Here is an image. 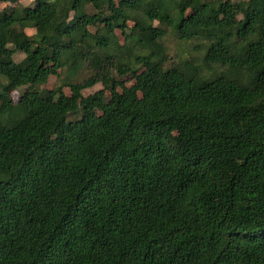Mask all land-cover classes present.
Segmentation results:
<instances>
[{
  "label": "trees",
  "instance_id": "1",
  "mask_svg": "<svg viewBox=\"0 0 264 264\" xmlns=\"http://www.w3.org/2000/svg\"><path fill=\"white\" fill-rule=\"evenodd\" d=\"M0 2V264H264V0Z\"/></svg>",
  "mask_w": 264,
  "mask_h": 264
},
{
  "label": "rangeland",
  "instance_id": "2",
  "mask_svg": "<svg viewBox=\"0 0 264 264\" xmlns=\"http://www.w3.org/2000/svg\"><path fill=\"white\" fill-rule=\"evenodd\" d=\"M20 1L22 3L21 5H32L33 2H34V0H20ZM7 5H8V3L0 2V9H3ZM130 24H132V23L130 22ZM92 30H95V28H92ZM28 32L32 33V30L30 29V30H28ZM116 32H117V34H118V36L120 38V41L123 43L124 40H125L124 39V34H122V32L119 29H117ZM166 43L168 44V46L170 48V56H171V58L167 62V65L168 64H172L173 61H175V60L179 59V57H181V55H180L181 54V48H183L185 46L186 47L189 46L188 44L179 42L177 40V38L175 36H173V34H170L168 36ZM187 54H188L187 51H184L185 57L188 56ZM24 56H25V54L23 52L18 51L15 54V60L16 61H20V60H22L24 58ZM87 73H88V71H86V72L82 71L81 74H80V77H84V75H87ZM57 80H58V76L57 75H51L49 80H48V82L46 84L42 85L41 87L46 88V89H52L55 86ZM125 81H126V85L127 86H131L135 82V80H133V79H130V80L127 79ZM103 87H104L103 84L99 82L95 86H93L92 88L85 89L84 90V94L85 95L93 94L95 91H97L99 89H102ZM22 90L23 89H21L19 91L13 90L11 92V97L13 98V100L15 102H17L20 99V95H21V91ZM119 90H121V88H119ZM66 92L69 93V89H66ZM106 95H110V91L109 90L106 91Z\"/></svg>",
  "mask_w": 264,
  "mask_h": 264
}]
</instances>
